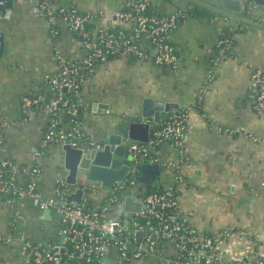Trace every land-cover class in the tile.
<instances>
[{"label":"crops","instance_id":"crops-1","mask_svg":"<svg viewBox=\"0 0 264 264\" xmlns=\"http://www.w3.org/2000/svg\"><path fill=\"white\" fill-rule=\"evenodd\" d=\"M150 1L157 13L181 12L168 34L176 46L178 64L173 67L131 56H110L98 62L76 94L83 106L80 145L90 147L140 112L146 97L177 102L188 122L181 144L166 138L153 150L162 169L158 182L177 187L180 211L191 224L223 233L219 249L226 259L264 258V114L256 107L252 80L253 70L264 68V4L255 0ZM129 3L53 0L57 7L74 4L92 14L94 29L111 26L115 12ZM224 14L239 19L229 20ZM119 26L126 28L129 23ZM226 27L235 31L226 51L220 52L218 42ZM0 30L5 40L0 55V157L23 166L38 165L37 188L45 196H56L60 182H64V193L74 191L86 181L68 183L62 143L44 142L48 130L71 127V115L65 108L24 107L22 98H52L55 92L47 77L59 71V56H85L83 39L63 17L51 23L39 0H15L11 14L0 16ZM144 45L152 53L149 43ZM179 173L184 177L181 182L176 179ZM141 187L125 188L113 202L107 201L103 191L93 198L85 194L107 217L121 219L130 212L125 200L131 189H135L134 200L141 202ZM44 210L31 201L0 204V232L6 236L0 243V264H22L28 240L42 244L59 239L61 215ZM109 257L115 264H161L149 256Z\"/></svg>","mask_w":264,"mask_h":264},{"label":"built area","instance_id":"built-area-1","mask_svg":"<svg viewBox=\"0 0 264 264\" xmlns=\"http://www.w3.org/2000/svg\"><path fill=\"white\" fill-rule=\"evenodd\" d=\"M149 2L133 1V8L115 12L111 26L94 29L88 26L93 21V15L79 10L74 4L57 7L50 0L39 1V7L49 21L55 23L57 17H63L70 28L82 37L86 49L81 59L58 57L59 71L47 77L55 92L49 101H42L33 95L22 98L24 107L38 105L54 111L65 108L71 115L72 126L59 131L48 130L44 142L80 145L84 131L77 118L79 103L71 102L65 94L78 93L85 70L92 73L97 60L119 54L149 57L157 64L177 66L178 55L168 34L177 26L181 12L149 14L146 12ZM224 15L229 20L239 19L230 14ZM120 22H127L129 26L121 30L112 29ZM145 41L152 48V53L145 47ZM229 43V38L222 37L218 42L220 52H225ZM252 80L257 90L256 107L264 114V68L256 67ZM187 122L186 113L168 116L154 127L148 142L134 141L130 146L134 163L157 161L152 152L156 143L166 138L181 144ZM39 171L38 165L23 166L12 158L0 157V204L24 205V201H31L38 208L55 210L62 217L59 239L42 244L28 240L22 264H102L104 258L111 254L121 259L149 256L161 264H264V258L255 255L230 263L232 260L226 259L219 249L223 233L207 235L205 230L190 224L180 211L176 186L167 187L163 192L141 191L140 209L130 211L121 219L107 217L100 207L86 205L89 202L86 194L89 192L103 191L107 201L113 202L125 188L140 185L134 168L124 179L111 185L96 180L86 181L82 185L84 198L81 203L66 201L63 196L64 182L59 183L56 196L43 195L37 188L36 175ZM176 179L181 182L184 177L179 173ZM5 239L6 236L0 232V240ZM168 247H173L172 252L167 251Z\"/></svg>","mask_w":264,"mask_h":264},{"label":"water","instance_id":"water-1","mask_svg":"<svg viewBox=\"0 0 264 264\" xmlns=\"http://www.w3.org/2000/svg\"><path fill=\"white\" fill-rule=\"evenodd\" d=\"M264 4V0H255ZM15 0H0V16L8 17L14 7ZM227 5H230L229 3ZM231 6V5H230ZM4 32L0 30V55L4 51ZM179 104L173 101H164L153 97H146L142 102V109L128 117L117 128L103 134L90 147L74 146L67 142L62 144L65 155V166L68 170L67 182L78 184L80 181H101L104 185H111L117 180L124 179L131 168L135 170V178L140 185H150L158 182L161 176V164L158 161H144L134 163L130 146L134 141L148 142L155 123H159L163 116L170 112L181 114ZM125 200L128 211H137L141 202L134 200L135 189ZM67 202L81 203L84 198V189L80 185L74 191L63 194ZM45 209V213H51ZM102 264H115L109 256Z\"/></svg>","mask_w":264,"mask_h":264},{"label":"trees","instance_id":"trees-1","mask_svg":"<svg viewBox=\"0 0 264 264\" xmlns=\"http://www.w3.org/2000/svg\"><path fill=\"white\" fill-rule=\"evenodd\" d=\"M39 1H41V0H39ZM50 1L53 2V0H50ZM133 1H137V0H130L129 5H128L126 8H129V9L133 8V7L131 6V3H132ZM126 8H123V9H126ZM198 11H199L200 13H205V11H204L202 8H199ZM146 12L149 13V14H161V13H157V12H155V11L153 10L152 5H151V1H150L149 4H148V7H147ZM179 19H180V18H179ZM178 22H179V21H178ZM177 24H178V23H177ZM88 26L92 28V23H89ZM121 28H122V27H120L119 25H116V26L113 27L112 29H114V30H121ZM232 29H233L232 27H226V28H224V29L222 30V33H221V38H222V37H227V38H229V39H233V33H234L235 30H232ZM236 29H239V28L237 27ZM172 43H173V42H172ZM175 50H176V53H177L176 46H175ZM219 51H220V47H219ZM177 54H178V53H177ZM110 56H120V55H119V54H114V55H111V54H110V55H107L106 57H110ZM106 57H104V58H106ZM104 58L97 60V63L100 62V61H102ZM84 74H85V77H84V80H85L86 77L89 76V75L91 74V72H87V70H85ZM84 80H83V81H84ZM81 87H82V84H81ZM81 87H80V89H81ZM65 95H66V98H68L71 102H73V101L77 102L76 91H75V92H71V93H70V92H66ZM34 97H37V96H34ZM38 98H40V97H38ZM49 99H51V98L49 97V98H47L46 100H42V99L40 98V100H42V101H49ZM77 103H78V102H77ZM82 110H83V106H81V105L79 104V111H78V115H77V118H78L79 120H80V118H81ZM186 126H187V125H186ZM185 129H186V128H185ZM153 131H154V129H153ZM151 136H153V135H151ZM160 143H161V141L158 142V143H156L155 147H158ZM152 154H154V153L152 152ZM27 179H28V178H27ZM28 180H29V179H28ZM166 189H167V187L163 186L162 183H160V182H157V183H155V184L146 185L145 187H141V191H142V193H143V192H152V191L163 192V191H165ZM176 194H178L177 190L175 191V195H176ZM91 204H92V203L88 202L86 205H87V206H92ZM188 222H189V221H188ZM189 223H190V222H189ZM190 224H191V223H190ZM205 233H206L207 235L213 234V233H212L211 231H209V230H205ZM0 243H1V240H0ZM232 262H235V263H236L235 260H232L230 263H232ZM232 264H234V263H232Z\"/></svg>","mask_w":264,"mask_h":264},{"label":"rangeland","instance_id":"rangeland-1","mask_svg":"<svg viewBox=\"0 0 264 264\" xmlns=\"http://www.w3.org/2000/svg\"><path fill=\"white\" fill-rule=\"evenodd\" d=\"M97 192H98V191L89 192V193H88V196H89L90 198H93V197H95V195L97 194Z\"/></svg>","mask_w":264,"mask_h":264},{"label":"flooded vegetation","instance_id":"flooded-vegetation-1","mask_svg":"<svg viewBox=\"0 0 264 264\" xmlns=\"http://www.w3.org/2000/svg\"><path fill=\"white\" fill-rule=\"evenodd\" d=\"M142 187H145L146 185H141Z\"/></svg>","mask_w":264,"mask_h":264}]
</instances>
